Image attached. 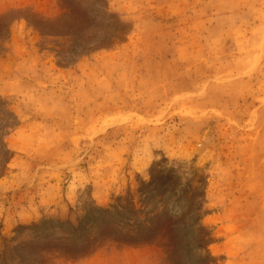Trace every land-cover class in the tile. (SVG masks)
<instances>
[{
  "label": "rangeland",
  "instance_id": "obj_1",
  "mask_svg": "<svg viewBox=\"0 0 264 264\" xmlns=\"http://www.w3.org/2000/svg\"><path fill=\"white\" fill-rule=\"evenodd\" d=\"M0 264H264V0H0Z\"/></svg>",
  "mask_w": 264,
  "mask_h": 264
}]
</instances>
